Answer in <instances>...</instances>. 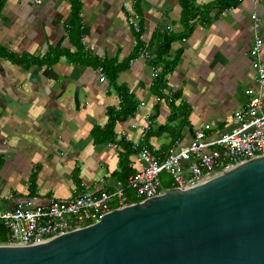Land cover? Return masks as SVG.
I'll use <instances>...</instances> for the list:
<instances>
[{
  "label": "crops",
  "instance_id": "1",
  "mask_svg": "<svg viewBox=\"0 0 264 264\" xmlns=\"http://www.w3.org/2000/svg\"><path fill=\"white\" fill-rule=\"evenodd\" d=\"M81 2L77 25L69 0H0L1 195L30 197L33 174L41 199L98 192L102 180L115 189L123 161L135 173L142 169L141 146L162 156L175 140L190 143L198 130L227 132L230 115L248 105L247 89H256L264 102L250 57L254 14L264 40V0H190L188 23L182 0H141L140 35L128 23L131 0ZM166 37L172 43L163 64L180 57L158 101L154 86L164 65L154 63ZM123 64L129 68L115 85L139 106L116 122L113 141L103 137L108 143L99 144L93 132L107 134L109 112L123 99L108 74L101 81L98 68L112 72ZM146 116L156 132L149 137H143ZM171 180L166 175L161 182Z\"/></svg>",
  "mask_w": 264,
  "mask_h": 264
},
{
  "label": "water",
  "instance_id": "2",
  "mask_svg": "<svg viewBox=\"0 0 264 264\" xmlns=\"http://www.w3.org/2000/svg\"><path fill=\"white\" fill-rule=\"evenodd\" d=\"M163 192L40 244H1L0 264H264V156Z\"/></svg>",
  "mask_w": 264,
  "mask_h": 264
},
{
  "label": "built area",
  "instance_id": "3",
  "mask_svg": "<svg viewBox=\"0 0 264 264\" xmlns=\"http://www.w3.org/2000/svg\"><path fill=\"white\" fill-rule=\"evenodd\" d=\"M140 1L131 0L130 4H126L128 23L137 33L140 32ZM252 20L255 37L250 57L257 86L263 89L264 62L261 55L264 40L259 34L261 18L254 14ZM98 72L101 81H105L103 68L99 67ZM154 72L157 73L156 70ZM246 95L249 97L248 105L236 113V125L223 134L215 136L207 130H198L190 143L183 145L177 140L162 156L155 155L146 145L141 146L137 158L142 169L129 177L126 184L121 183L115 189L108 188L102 180L98 192L81 189L69 199H16L13 194L4 196L0 193V225L6 230V243L3 245L40 244L84 228L114 209L137 203L131 201L133 197L140 199L139 202L158 197L166 189L161 182L164 173L173 179L171 189H184L199 185L236 165L263 157L264 102L254 88L247 89ZM157 100L160 101V98ZM145 121L143 137L153 126L149 116ZM187 169L190 171L188 174L185 173Z\"/></svg>",
  "mask_w": 264,
  "mask_h": 264
},
{
  "label": "trees",
  "instance_id": "4",
  "mask_svg": "<svg viewBox=\"0 0 264 264\" xmlns=\"http://www.w3.org/2000/svg\"><path fill=\"white\" fill-rule=\"evenodd\" d=\"M69 1H71V3H72L73 22L78 25L81 23L80 13L82 10V2H81V0H69ZM237 1L238 0H236V2ZM182 4H183V11L187 12V14L183 15V18L185 19V23H188L190 20L189 16H188V13L190 11V0H182ZM141 26H142V24H140V32L137 33L139 35L142 33V27ZM77 29H78V31H80V29L78 27H77ZM171 43H172V39L170 40L166 37L163 45L158 46L157 53H156L157 61L154 63V65L156 67L159 64H163L164 58L167 57L169 54ZM140 45H141V43H140ZM179 57H180V53L177 55L176 59L174 61H172L171 63H166L165 65L163 64L164 68L161 71V73L159 74L158 78L156 79L157 82L155 83V86H154V93L157 96H159V98H161V97L165 98L166 97V96H164V93H163V90H165V88H166L165 77L167 74L172 72V70L174 69V67L176 65V61H177V59H179ZM101 67L103 68L104 74H108L110 76L111 82L116 87V89H118V91L120 92V96L123 99V102H122L120 109L118 111L110 110V112H109L110 120H109V124H108V126L104 132L107 134L102 136L101 133L97 134L96 131L93 132V135L97 139V142L99 144H104V143H108V141L110 142V141L114 140V136H113L114 135V125L116 124V122L119 120H122V119H127L128 117L134 116L137 109H138L139 103H138V101L135 100L134 96L131 95L126 88H123L121 86L119 87V86L115 85L116 79H118L119 74L126 71L129 68V65L123 64V65L117 66L116 69H113L112 72H109V70H107V68H105V66L104 67L101 66ZM179 97H180V95L173 96L174 101H175V99H177ZM170 99H171V97H169L168 100H170ZM174 101L171 100V102H170V107L172 108L173 111L175 110V106H174L175 104L173 103ZM185 107H187V109H188V106H185ZM180 109H183V108H178L179 111H180ZM184 110H185V108H184ZM176 114L177 113H175L174 115H176ZM152 130H153V126L151 127L150 131L147 133L146 136L149 137L151 134L152 135L156 134V132L153 133L154 130L153 131ZM100 136H102V137H100ZM98 137H100V138H98ZM103 137H106V140H108V141H106ZM121 166H122L121 171L118 173L119 179L121 180V182L123 184H126L129 177H131V175H133L135 172H134V170H132L129 167V165L126 161H123ZM1 168H2V160L0 158V171H1ZM166 175L167 174H165V173L163 175H161V179L163 180V178H165ZM78 176H79V174L77 171V174H75L74 178L77 182L78 187L82 188L80 181L78 179ZM162 185L166 189L173 188V179L167 184H164L162 181ZM29 190H30L29 196L35 197L37 185H36V175H34V174L30 178V189ZM131 201L132 202H139L140 199H136L133 197L131 199ZM3 243H6V230H5L4 226L1 224L0 225V244H3Z\"/></svg>",
  "mask_w": 264,
  "mask_h": 264
},
{
  "label": "rangeland",
  "instance_id": "5",
  "mask_svg": "<svg viewBox=\"0 0 264 264\" xmlns=\"http://www.w3.org/2000/svg\"><path fill=\"white\" fill-rule=\"evenodd\" d=\"M236 112V111H235ZM234 112V113H235ZM233 113V114H234ZM234 118L235 117H233V115H230V117H229V124H228V126H227V130L229 131L232 127H234L235 125H236V121L234 120ZM209 127L208 128H210V129H213V126L212 125H208ZM205 129V128H204ZM226 130V131H227Z\"/></svg>",
  "mask_w": 264,
  "mask_h": 264
}]
</instances>
